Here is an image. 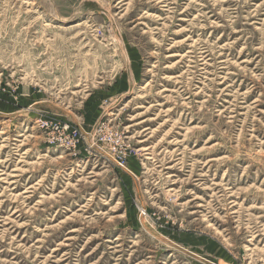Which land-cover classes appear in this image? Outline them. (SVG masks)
<instances>
[{
	"label": "rangeland",
	"instance_id": "1",
	"mask_svg": "<svg viewBox=\"0 0 264 264\" xmlns=\"http://www.w3.org/2000/svg\"><path fill=\"white\" fill-rule=\"evenodd\" d=\"M0 264H264V0H0Z\"/></svg>",
	"mask_w": 264,
	"mask_h": 264
},
{
	"label": "built area",
	"instance_id": "2",
	"mask_svg": "<svg viewBox=\"0 0 264 264\" xmlns=\"http://www.w3.org/2000/svg\"><path fill=\"white\" fill-rule=\"evenodd\" d=\"M74 142H76V141L74 140ZM105 154H106V153H105ZM108 156H109V154H108ZM125 157H126V156H125ZM125 157H124V158L119 157V160H118V161L114 160L115 163L117 164V166H120V167H123V166H124V163H125Z\"/></svg>",
	"mask_w": 264,
	"mask_h": 264
}]
</instances>
